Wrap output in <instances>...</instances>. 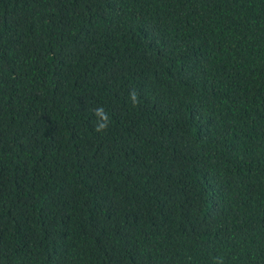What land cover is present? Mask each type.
<instances>
[{"label":"trees","instance_id":"trees-1","mask_svg":"<svg viewBox=\"0 0 264 264\" xmlns=\"http://www.w3.org/2000/svg\"><path fill=\"white\" fill-rule=\"evenodd\" d=\"M218 257L264 264V0H0V264Z\"/></svg>","mask_w":264,"mask_h":264},{"label":"clouds","instance_id":"clouds-1","mask_svg":"<svg viewBox=\"0 0 264 264\" xmlns=\"http://www.w3.org/2000/svg\"><path fill=\"white\" fill-rule=\"evenodd\" d=\"M129 100L133 107H136L139 104L140 101L138 98V93L135 90L130 92ZM92 114L95 117V120L93 122L94 131L98 134L106 133L109 129L111 120L105 108L102 106L96 107L92 109ZM214 264H224L223 257L216 258L214 260Z\"/></svg>","mask_w":264,"mask_h":264}]
</instances>
